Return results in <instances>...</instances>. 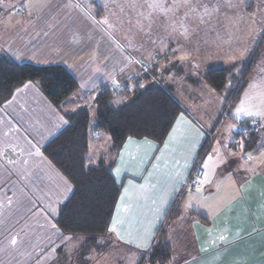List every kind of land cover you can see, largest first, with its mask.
<instances>
[{
	"label": "crops",
	"instance_id": "1",
	"mask_svg": "<svg viewBox=\"0 0 264 264\" xmlns=\"http://www.w3.org/2000/svg\"><path fill=\"white\" fill-rule=\"evenodd\" d=\"M236 18L195 14L192 21L194 29L209 27V40L227 32L219 22L233 23ZM202 23L208 25L203 27ZM145 37L151 36L145 32ZM190 38L199 37L192 33ZM145 51L125 50L98 16L76 0H0V56L18 64L61 66L77 83V89L59 107L30 81L0 104V264H114L121 247L142 255L150 253L157 242L170 248L165 264H264V119L249 116L254 119L247 126L255 130L250 133L256 137L253 146L245 140L248 135H242L243 126L221 132L223 122L216 131L215 119L223 117L220 110L225 107L220 104L222 97L212 113L213 120L200 122L173 96L181 111L164 141L147 139L154 147L143 143L146 138L128 137L114 149L109 135L92 127L85 162L87 166L110 168L119 195L109 226L116 215L122 223L116 232L97 238L93 245L85 237L63 234L57 226L59 210L71 197L73 186L44 155L43 148L67 126V115L80 109L93 114V126L94 100L105 87H123L116 91L115 101L120 103L127 100V92L134 85L156 84L152 71H166L168 66L154 65L158 59ZM197 59L185 62L178 58L169 66L193 70L196 64L191 61ZM231 64H219L215 69ZM209 67L201 69H214ZM204 72L203 81L193 82L200 92L212 94ZM25 84L34 86L25 88ZM121 92L126 94L118 95ZM231 94L232 89L227 103ZM193 96L194 100L198 97ZM181 115L187 123L177 125ZM173 127L176 132L169 140ZM210 138L213 141L200 165L197 163L199 171L192 174ZM103 150L105 156L101 155ZM193 154L194 161L186 168ZM204 172L207 182L196 185L194 181L203 180ZM191 176L192 183L185 187ZM125 188L129 192L121 202ZM165 196L164 210L157 213ZM177 200V208L167 220ZM117 203L121 204L119 213ZM188 204L190 207H186ZM149 228L151 238L146 249L125 242L139 239ZM13 237L15 245L10 243ZM143 258L135 257L133 264H142Z\"/></svg>",
	"mask_w": 264,
	"mask_h": 264
},
{
	"label": "rangeland",
	"instance_id": "2",
	"mask_svg": "<svg viewBox=\"0 0 264 264\" xmlns=\"http://www.w3.org/2000/svg\"><path fill=\"white\" fill-rule=\"evenodd\" d=\"M76 1L97 15L100 21H103L105 29L115 36L125 50L137 52L146 49V53H151L154 59H158V63L155 61L154 65H167L168 70L166 71L160 69L152 71L154 82L170 90L175 99L200 122L213 120L212 113L219 108L218 103L221 97L220 104L225 107L220 110L223 117L215 119V121L218 120L216 131L223 122L221 132H225L228 127H245L246 124L242 120L252 125L254 119L245 114L248 111L264 113V0H151L150 4L162 3L163 10L149 7L148 0ZM195 14L232 15L237 18L233 23L219 22V25L225 26L224 29L227 32L219 33V35L217 33L213 38L207 40L209 27L207 30L194 29L192 18ZM206 25L208 23H202L203 27ZM226 26L230 27L226 29ZM203 31H206V34ZM145 32H148L151 37L146 38ZM192 33L199 38H190ZM195 45L198 46L196 50ZM138 55L136 53V56ZM182 55H187L192 59L198 57L196 61H191L196 64V68L179 70L177 66H169L174 64V60L180 59ZM184 61L188 62L189 60ZM219 64L234 65L235 67L228 66L227 68H233L230 73L231 76L232 73L234 74L236 80L228 81L226 87L221 91L211 88L212 94H208L206 91L200 92L197 84L193 81L199 84L202 80L201 76L206 69L201 68L211 66L209 68L215 69ZM244 81L245 85L240 90L238 97L233 101L235 96L233 95L230 102L227 103V96L233 86L238 83L237 87H240ZM171 84H173V88L169 87ZM129 86L132 87L133 84L131 83ZM129 89L133 90V88ZM123 93L125 92L118 95ZM193 95L198 97L194 100ZM239 108H243L244 111L238 113ZM260 116L264 119V115ZM91 120L93 123V114H91ZM211 140L212 138L206 142L196 164L200 165ZM105 154L106 151L103 150L101 155L105 156ZM98 158L94 159L95 165L98 164L96 161ZM177 204L178 200L172 206L171 214L167 220L177 208ZM124 250L126 248L121 247L118 253L116 252L114 257L117 259L114 264H133L135 257H144L142 264H146L149 251L141 255L134 251ZM120 259L125 260L119 263Z\"/></svg>",
	"mask_w": 264,
	"mask_h": 264
},
{
	"label": "trees",
	"instance_id": "3",
	"mask_svg": "<svg viewBox=\"0 0 264 264\" xmlns=\"http://www.w3.org/2000/svg\"><path fill=\"white\" fill-rule=\"evenodd\" d=\"M232 67L207 70L204 81L215 91H221L228 81L236 80L230 73ZM29 81L35 82L56 107L77 89L74 78L61 66L18 64L0 56V104L7 102L18 87ZM245 81L240 87H237L238 83L233 86L229 99L233 95V101L238 97ZM127 95V100L116 103L117 93L105 87L94 100L93 126L89 111L80 109L67 115V126L43 148L44 155L73 186L71 197L59 210L57 226L63 234L85 237L92 245L97 238L108 233L119 188L108 166L86 165L90 129L105 131L114 149H118L128 137L160 143L181 111L170 90L153 82H145L143 87L134 85ZM243 123L246 127L250 125ZM254 138L255 134H249L245 140L253 146ZM169 259L170 248L157 242L146 263L165 264Z\"/></svg>",
	"mask_w": 264,
	"mask_h": 264
},
{
	"label": "snow or ice",
	"instance_id": "4",
	"mask_svg": "<svg viewBox=\"0 0 264 264\" xmlns=\"http://www.w3.org/2000/svg\"><path fill=\"white\" fill-rule=\"evenodd\" d=\"M149 7L153 8V9H162V10L164 9V5H163L162 3H153V4H150ZM206 12H207V9H206ZM101 23H103V21H102ZM180 59H181V60H186V59H188V56H187V55H182V56L180 57ZM33 86H34V85H32V84H25V85H24L25 88L33 87ZM114 86H116V85L114 84ZM137 86H139V87H143V85H137ZM242 111H244L243 108H239V109L237 110L238 113H239V112H242ZM245 114H246V115H249V116H251V115H264V113L251 112V111H248V112H246ZM182 122H183V123H187V121L184 120L183 115H181V116L177 119V122H176V123H177V125H179V124H181ZM175 132H176V128L173 127V129H172V133H169V140H172V138H173V133H175ZM130 142H131V141H130ZM143 143H144V144H147V145H149V146H151V147H154V145L151 144V141H149V140H147V139H145V140L143 141ZM165 147L167 148V142H165ZM37 154L39 155V153H37ZM249 159H251V157H249ZM193 161H194V154H193V157L191 158V160L188 161V162H186L185 167H186V168H187V167H190V166H191V163H192ZM204 167L207 168V162H206V161H205V163H204ZM119 173H120V169L118 168V169L116 170V175H117V177H119ZM177 175H178V177H179L180 174L178 173ZM203 177H204L203 180H201V179L198 178L196 181H194V183H195L196 185L199 186V185H202L203 183L207 182V180H208V174H207V172H204V173H203ZM179 182H180L179 179H177V183H179ZM176 190H178V189H176ZM197 191H199V187H197ZM128 192H129V189H128V188H125V190H124V194H121V197H120L121 202L124 201V199H125V194H127ZM166 203H167V197H166V196H165V197H162V198H161V205H162V207L156 209L157 213L162 214V212H163V210H164V209H163V205H165ZM186 207H190V204L186 205ZM116 208H117V213H119L120 208H121V204H120V203H117ZM159 218H160V216L158 215V216H157V219H159ZM121 223H122V218L119 217V215L113 216V218H112V224H111V226L108 227V232H116V231H117V226H118L119 224H121ZM150 238H151V231H150V228H149V229H146V230H145L144 235H143L142 237H140L139 239H137V240H135V241H132V240H126L125 242H127V243H135V246H136L137 248H145V249H146V248L149 246V240H150ZM66 239H71V238H70V237H67ZM120 239H124V237L121 236ZM10 243H11L12 245H15V244L17 243L16 238L13 237V238L11 239Z\"/></svg>",
	"mask_w": 264,
	"mask_h": 264
},
{
	"label": "built area",
	"instance_id": "5",
	"mask_svg": "<svg viewBox=\"0 0 264 264\" xmlns=\"http://www.w3.org/2000/svg\"><path fill=\"white\" fill-rule=\"evenodd\" d=\"M122 90H124L123 89V87L121 86V85H118L116 88H112L111 89V91H113V92H116V91H122ZM255 132V130L252 128V127H250V128H248V127H244L243 128V130H242V135L243 136H246V135H249L250 133H254ZM199 170H198V164H196L195 166H194V171H193V173L192 174H195V173H197ZM192 183V176L190 177V181H188L187 183H186V185H185V187H187L189 184H191ZM185 187H184V189H185Z\"/></svg>",
	"mask_w": 264,
	"mask_h": 264
}]
</instances>
